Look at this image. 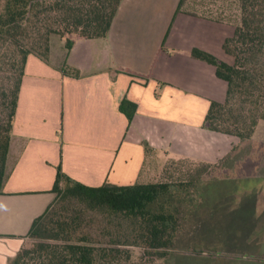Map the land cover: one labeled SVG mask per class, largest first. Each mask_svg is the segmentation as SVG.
<instances>
[{
  "label": "crops",
  "instance_id": "crops-1",
  "mask_svg": "<svg viewBox=\"0 0 264 264\" xmlns=\"http://www.w3.org/2000/svg\"><path fill=\"white\" fill-rule=\"evenodd\" d=\"M178 2L121 0L105 37L75 35L69 49L62 39L59 60L52 38L47 60L28 55L0 194V264L53 202L58 166L87 186H125L152 181L170 160L217 164L235 154L238 137L205 121L227 84L191 54L225 61L234 27L177 11ZM123 99L136 106L130 121Z\"/></svg>",
  "mask_w": 264,
  "mask_h": 264
},
{
  "label": "trees",
  "instance_id": "trees-1",
  "mask_svg": "<svg viewBox=\"0 0 264 264\" xmlns=\"http://www.w3.org/2000/svg\"><path fill=\"white\" fill-rule=\"evenodd\" d=\"M184 1L179 0L177 11H181ZM120 2L121 0H0V194L9 174L8 152L13 119L28 55L34 54L47 60L50 36L53 34L75 33L85 38L105 37ZM221 2L218 16L210 18L218 22L231 21L224 15L231 8L236 11L238 18L233 35L225 38L222 45L225 53L233 58L232 63L219 60L197 48L192 49L191 54L214 65L216 75L227 84L225 101H212L209 106L205 117L207 127L234 135L239 142H245L251 138L259 119L264 117V0ZM188 14L197 15L195 12ZM71 45L72 40L67 38L66 48L69 49ZM64 70L67 71V68ZM232 99H235L233 102L242 112V120L219 119L220 112ZM135 108V104L126 99L119 105L128 121ZM222 123L226 125L222 126ZM234 148L235 146L233 151ZM185 160L187 161H168L152 181L125 186L107 183L96 187L87 186L67 177L58 166L51 192L54 193V200L57 193H62L64 197L75 198L91 208H105L116 217L120 215L134 222L137 226L135 236L147 248L152 249L156 260L167 259L171 245H184V242L179 241L187 236L188 231L193 235L197 228L205 230L208 226L212 227L213 219L209 214H214L216 207L228 210L223 218L226 233L222 238H213L209 243L219 244L223 250L239 247L242 248L240 251L253 253L256 247L248 238L256 229V193H245L240 207L234 208L227 204L230 201L214 202L208 206L200 205L189 216L186 196L194 189L199 193L198 197H201V185L198 186L197 183L202 182L203 173L210 175L216 164L200 162L195 173H187L186 178H177L172 163ZM50 206L45 213L33 220L29 235L41 234V221ZM187 219L194 221L191 227L193 230L186 229ZM230 226L235 228L231 229ZM203 239L208 244V239ZM131 252L132 250L123 249L118 244L95 246L81 242L61 245L36 242L30 247H21L9 260V264H116L121 259V253L129 255ZM233 261L237 260H226Z\"/></svg>",
  "mask_w": 264,
  "mask_h": 264
},
{
  "label": "rangeland",
  "instance_id": "rangeland-1",
  "mask_svg": "<svg viewBox=\"0 0 264 264\" xmlns=\"http://www.w3.org/2000/svg\"><path fill=\"white\" fill-rule=\"evenodd\" d=\"M221 6V0H185L181 11L195 12L197 16L213 20L210 17H217ZM224 15L231 19V21L220 22L225 27L232 28L238 22L234 9L226 10ZM75 35L77 34L65 33L64 35L53 34L50 36L55 60H59L61 53L60 40L66 41L67 38ZM223 58L230 63L233 61V58L227 53L223 54ZM233 101L235 99H232L230 104L220 112L219 119L242 120V112ZM221 125L226 124L222 123ZM234 149L235 154L221 159L216 167L211 169L210 175H207V172L203 173L202 182L197 183L198 186L201 185V197H198L199 193L193 189L186 196V207L189 216L190 212L198 210V207L208 206L214 202L230 201L231 203L227 204L234 208L240 207L244 194L255 192L256 229L251 232L248 240L254 242L253 245L257 250L251 255H245L243 251H240L242 248L239 247L233 249L234 251L223 250L219 244L209 243L213 238H222L226 233L223 218L228 210L223 208L216 207L214 214H209L213 219L211 220L212 227L208 226L205 230L197 228L193 235L188 231L186 233L188 239L185 235L186 237H182L183 240L179 241L184 242L183 246L180 244L171 245L167 259L156 260L152 249L147 248L135 236L137 226L134 222L132 223L120 215L116 217L105 208H91L75 198L64 197L62 193H57L55 200L43 217L41 234L39 236L28 235L24 247H30L36 242L60 245L68 242H81L95 246L118 244L123 249L132 250L129 255L121 253V259L116 264H264V117L259 119L251 138L245 142H239ZM176 162L172 163V169H174L177 178L178 176L186 178L187 173H195L200 167L197 162L189 160ZM159 173L160 171H157L155 178ZM221 212L224 214L222 215ZM185 225L186 229L193 230L191 227H193L194 221L187 219ZM233 228L235 226H232L231 229ZM204 234H209V237ZM190 235L191 237H189ZM204 237L208 239V244L205 243ZM116 241L117 243H115ZM243 257H246L244 258L246 261L242 260ZM233 259L237 261L226 262V260Z\"/></svg>",
  "mask_w": 264,
  "mask_h": 264
}]
</instances>
